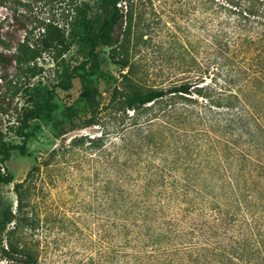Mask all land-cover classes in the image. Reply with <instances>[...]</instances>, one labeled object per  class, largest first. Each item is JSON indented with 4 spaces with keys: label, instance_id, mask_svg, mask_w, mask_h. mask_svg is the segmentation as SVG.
<instances>
[{
    "label": "trees",
    "instance_id": "1",
    "mask_svg": "<svg viewBox=\"0 0 264 264\" xmlns=\"http://www.w3.org/2000/svg\"><path fill=\"white\" fill-rule=\"evenodd\" d=\"M126 1L73 2L62 22L48 19L35 40L28 31L14 47L6 46L8 53H0V66L14 64L32 78L40 56L49 54L61 64L71 45L91 63L62 65L45 100H26L14 108L9 131L20 143H6L0 129V190L12 182L5 167L10 152L27 153L30 123L50 120L53 89L69 90L80 72L111 80L115 87L106 104L86 86L87 116L53 134L58 138L102 125L118 114L115 158L124 152L134 166L129 171L127 160H114L108 203L111 264H264V0H192L197 18L207 26L206 56H198L200 39L188 59L183 44L176 46L175 56L167 48L168 62L182 72L152 84L144 83L133 58L132 12L120 5ZM100 47L124 71L120 80L102 68ZM6 109L0 103V113ZM101 135L75 136L70 144L86 140L95 147ZM58 150L42 160V171L51 168ZM147 159L144 169L140 164ZM42 171L33 167L15 183V210L8 206L0 212V256L6 264L39 262L34 233L44 220L34 210L31 182ZM80 264H93V258Z\"/></svg>",
    "mask_w": 264,
    "mask_h": 264
},
{
    "label": "rangeland",
    "instance_id": "2",
    "mask_svg": "<svg viewBox=\"0 0 264 264\" xmlns=\"http://www.w3.org/2000/svg\"><path fill=\"white\" fill-rule=\"evenodd\" d=\"M73 2L91 0H7L5 5L0 6V53H8L4 51L6 46L14 47L26 32L29 34L28 31H31L30 38L35 40L41 32V24L48 19L62 22ZM120 5L121 8L126 5L132 12L128 23L132 33L130 44L134 41L137 43L133 58L139 62L145 84H152V80L159 82L162 78L182 72L168 62L171 55L166 52L167 48L175 56L176 46L183 44L189 49L186 55L188 59L195 53L196 41L200 39L203 44L197 48L198 56H206L205 47L209 43L207 26H203L200 18H197L199 16L193 9L192 0H127ZM97 54L102 68L111 71L120 80L119 74L124 71H120L112 62L109 50L100 47ZM58 62L61 64L53 62L51 55L43 54L37 59L33 78L17 71L14 64L6 68L0 66V103L7 106L5 113H0V129L5 132L6 143H20V139L9 131L14 122L13 110L16 106L19 107L26 100H45L48 91L59 81L62 65H91L79 46L73 45ZM153 74L158 77L150 78ZM161 82L165 83L166 80ZM86 86L94 90L100 104H106L115 83L80 72L69 90L53 89L55 109L50 120L32 121L26 155L11 151L5 163L12 182L0 190V212L8 206L15 210L17 196L14 184L22 181L33 167H39L42 171V160L53 148H59L51 168L39 175L36 173L31 182L34 210L40 220H44L34 233L35 244L40 251L38 264H80L89 257L93 258V264H111L114 240L108 203L115 182L114 160L124 163L127 160V165L131 161L124 152L115 158V142L118 139L116 132H113V122L118 114L112 113L114 119H103L102 125L69 131L58 138L53 135L59 126L69 127L77 118L87 116ZM99 135L103 139L95 147H91L86 140L83 144H70L75 136L97 138ZM148 160L140 166L145 169ZM154 163H158L157 158H154ZM132 164L133 161L128 167L129 171L132 169L130 166H134ZM104 206L107 208L104 209ZM0 264H6L1 256Z\"/></svg>",
    "mask_w": 264,
    "mask_h": 264
}]
</instances>
